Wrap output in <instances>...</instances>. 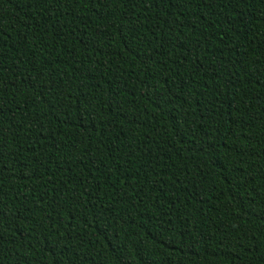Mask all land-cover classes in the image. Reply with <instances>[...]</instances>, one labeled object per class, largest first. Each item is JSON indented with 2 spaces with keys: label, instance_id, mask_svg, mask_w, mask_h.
<instances>
[{
  "label": "trees",
  "instance_id": "16d2710c",
  "mask_svg": "<svg viewBox=\"0 0 264 264\" xmlns=\"http://www.w3.org/2000/svg\"><path fill=\"white\" fill-rule=\"evenodd\" d=\"M0 264H264V0H0Z\"/></svg>",
  "mask_w": 264,
  "mask_h": 264
},
{
  "label": "snow or ice",
  "instance_id": "6c2138e0",
  "mask_svg": "<svg viewBox=\"0 0 264 264\" xmlns=\"http://www.w3.org/2000/svg\"><path fill=\"white\" fill-rule=\"evenodd\" d=\"M154 2H157L158 4V0H154ZM173 2L175 3L176 0H173ZM2 113H3V109H0V114ZM3 147H4L3 145H0V156H2ZM2 168H3V164L0 163V169ZM121 260H122V264H131L130 260H128L127 258L122 257Z\"/></svg>",
  "mask_w": 264,
  "mask_h": 264
}]
</instances>
